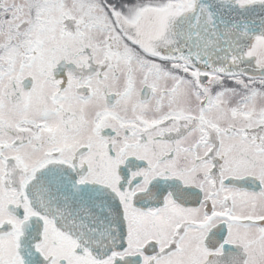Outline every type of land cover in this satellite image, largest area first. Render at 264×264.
I'll return each mask as SVG.
<instances>
[{"label": "snow or ice", "instance_id": "obj_1", "mask_svg": "<svg viewBox=\"0 0 264 264\" xmlns=\"http://www.w3.org/2000/svg\"><path fill=\"white\" fill-rule=\"evenodd\" d=\"M0 264H264V0H0Z\"/></svg>", "mask_w": 264, "mask_h": 264}]
</instances>
